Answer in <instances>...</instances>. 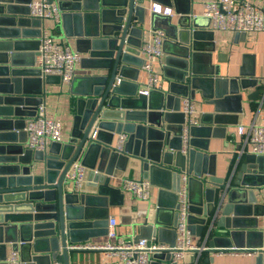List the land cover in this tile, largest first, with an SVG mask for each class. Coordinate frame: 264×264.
Segmentation results:
<instances>
[{"label":"water","instance_id":"95a60500","mask_svg":"<svg viewBox=\"0 0 264 264\" xmlns=\"http://www.w3.org/2000/svg\"><path fill=\"white\" fill-rule=\"evenodd\" d=\"M50 1H55L62 12L60 31L64 37L85 41V50L94 62L97 60L95 67L107 69L108 73L75 76L70 82L69 92L76 98L67 141L50 145L45 154L32 152L22 144L12 147V152L8 146L0 145V264H4L10 251L18 253L20 264H70V254L80 251L73 245L105 236L107 210L111 205L107 192L120 193L109 187L116 174L112 170L101 174L96 195L85 193L83 184L77 192L72 191L65 175L76 161L88 167L91 158L107 160L109 155L120 158L116 161L120 171L122 167H134V163L137 169L141 167L143 177L151 185L148 202H138L135 210H144L148 204L154 210L143 217L135 238L148 239L154 234L158 241L174 245L176 234L171 225L176 216V193L185 174L188 228L193 236L204 241L201 245L204 247L193 253L207 252L211 255L204 258L203 264H216L215 255L251 249L255 252L252 264H264L263 232L256 230L257 220L264 214V203L258 201L259 191L264 190V156L245 154L237 159L225 178H219L215 177L216 156L208 154V138L224 133V127L212 126L229 124L222 115L229 113L226 101L236 99L233 113L240 112L239 91L252 88L247 100L256 101L261 95L264 103V77L255 78L250 71L249 74L241 72L238 77L220 76L219 65L210 62L215 47L209 20L200 17L205 21L200 26V18L189 15L190 0H183L187 7L181 12L175 11L178 18L173 24L169 16L155 13L150 16V30L164 33L162 70L170 80L169 88L164 91L165 104L162 101L158 105L160 102L154 103L156 92L149 91L145 96L137 91L142 61L137 58L136 49L145 31V9L137 0ZM177 1L180 0H162L169 7ZM28 2L0 0V26L4 23L38 26L33 33L35 41L31 43L36 51L40 21L13 16L15 6L22 4L25 7L21 13L29 15ZM156 17L163 18L164 24L158 25ZM70 21L71 30L67 26ZM3 32L0 28V37ZM14 32H18L16 38L24 37V29ZM22 48L21 43L8 42L5 46L0 42V127L10 124L6 118L33 116L42 102L41 98L29 100L16 96L21 84L24 86L27 82L21 79L25 74L36 76L32 80L36 88L42 82L39 71L33 67L35 52L26 56L23 65L19 63ZM223 56L217 57L218 64L223 63ZM244 59L251 57L246 55ZM19 65L26 69H14ZM197 77L209 78L208 86L202 91L205 104L212 106V112L201 113L198 125L189 127L188 148L182 153L183 114L179 113V100L187 95L194 98ZM116 79H120L119 83ZM51 82H58V78L44 77V83ZM221 83L227 84V92ZM36 92L41 94L40 88ZM93 131L96 135L91 138ZM121 132L128 137L122 152L118 153L114 145ZM10 153L12 157H5L11 156ZM35 161L44 163L41 175L31 174ZM11 203H15L14 207ZM95 207L100 212L98 215L90 212ZM94 229L100 231L94 233ZM166 233L170 234L168 241L162 239ZM153 259L151 264H157L156 260L165 261L161 264H176L169 262V255L164 252L155 253Z\"/></svg>","mask_w":264,"mask_h":264},{"label":"crops","instance_id":"0c3cea01","mask_svg":"<svg viewBox=\"0 0 264 264\" xmlns=\"http://www.w3.org/2000/svg\"><path fill=\"white\" fill-rule=\"evenodd\" d=\"M110 2H114L116 0H109ZM249 2L258 4L261 2V0H247ZM137 3L144 7L145 9V18L143 23V28L145 29L143 34V41L145 43L152 44L153 43V37L152 32L150 30L151 27V12L149 11V7L151 3L159 4L161 7H169L167 5H164L162 0H156V2H152V0H137ZM24 5H17L15 6L16 15H13L15 17H23L24 20L31 17L29 15H23L21 12L24 11ZM187 7L186 3L183 0L177 1L175 5L172 4L170 7L172 9L171 13L172 15L169 17V21L173 24L176 22V19L178 18L175 14V11H183ZM190 16L192 17H203V6H202V0H190ZM21 14V15H20ZM161 17H165L161 14H154ZM11 17L10 15H5ZM156 17V23L158 25H163L164 21L163 18ZM166 18V17H165ZM204 18V17H203ZM200 21L198 24L201 26L205 24L204 19L200 18ZM168 22V21H167ZM153 23V22H152ZM44 26L46 31L54 36H63L62 39L65 42H68L72 49L77 51L81 57V62L78 66L76 77H85V76H102L106 75L108 73L107 69L103 68H97L95 67V63L97 60H93L92 57L89 56V52L85 50L83 43L78 41V39L73 37H64L63 33L60 31L61 27H57L53 22L51 21H45ZM62 26V22L60 24ZM68 28H72V23H67ZM38 27V26H37ZM36 26L32 25L31 23L27 24L25 23L23 27L19 26H9L8 23H4L2 26H0L1 29H4V32L1 33L0 42H3L6 46L8 42L10 43H21L23 44V48L20 49V53L22 55V58L19 60V63L21 65L26 62V56H28L30 53L35 52L34 49L31 46V43L35 41V38L33 37V33L37 29ZM19 29H24V37L22 38H16L17 33L14 31H17ZM213 43L215 50L211 55L210 62L212 65H219L220 68V76L223 77H238L241 75V72L244 74L254 73L255 78L264 77V33H247L245 35H241L240 37L234 39V35L230 32L225 31H213ZM78 43V44H77ZM83 49V50H81ZM220 54H224V56L221 59V62L217 63V57ZM249 55L251 57L250 60H245L244 56ZM226 57V60H225ZM141 60L140 57H137ZM225 60V61H224ZM82 61H84L82 63ZM142 61V60H141ZM162 64V65H161ZM161 64H156L154 66V70L156 73L159 74V76L163 79L162 81V90L156 91V96L154 98L155 102L161 104L163 101V104H165V94L164 91H167L170 85V80L166 78L163 74L162 66L164 65V56L161 58ZM205 65V62L202 63ZM206 66V65H205ZM243 68V69H242ZM17 70L26 69L23 68V66H18L17 68H14ZM246 72V73H245ZM129 75H131L129 73ZM249 76V75H248ZM36 76H30V75H24L21 77L22 80H26L27 82L23 86L21 84L20 86V93L16 96L26 98L29 100L41 98L45 112L49 115H52L55 119L60 121L63 125V131H62V140L67 141L70 135V129H71V123H72V116L74 114V108H75V98L70 92H69V84H61L58 82H51V83H44V80H42L41 85L36 88V85L32 83V80L35 79ZM145 75L142 73L140 68L138 69V75L136 83L140 84L142 81H144ZM209 78L205 77H197L195 79L196 86L194 91V102H195V108L196 113L195 117L198 119L201 113L209 111L212 112V106L205 104V97L203 95L202 89L208 86ZM39 84V83H38ZM141 85V84H140ZM221 86L224 87V91L227 92L228 86L225 84V86L221 83ZM140 87V86H139ZM41 90V94H37L36 90ZM24 90V92H23ZM253 91L252 88H249L247 90H240L239 93L241 95V102L240 112L233 113L236 99L230 98L226 101V109L229 112L228 114H222L225 115L224 120L226 123L225 125H213L212 127H218L219 129H222L224 127V133H222V136L220 133L215 137H209L208 138V154H215L216 156V171H215V177L219 178H225L230 170H232L235 162L238 158H242L244 155L238 157V155L234 152L237 149V143L240 140V136L237 135L236 129L239 125L243 124H250L252 122H255L257 124H261L264 122V105L262 107L259 106V100L260 96L256 99V101H250L247 100V95ZM12 95V94H11ZM17 97V98H19ZM163 97V98H162ZM182 98V97H181ZM181 98L180 102L181 103ZM160 99V101H159ZM173 104V101H171ZM180 108V104H179ZM236 112V111H235ZM9 117L6 118L7 121L10 119V124L3 125L0 127L2 131H0V145L8 146V149L10 152L13 151L12 147H15L18 144H22V146L26 149V137L23 132V125L21 126V119L26 121L28 118L26 117ZM5 119V120H6ZM50 148V146H49ZM48 148V149H49ZM48 153V150L46 151ZM11 156H5V157H12L13 154H9ZM120 158L117 156H113L107 158L100 159L94 158L88 160V167L84 166L86 168L85 174H84V180H83V187L84 192L88 193L89 195H96V189L98 188L99 180L101 177V174L103 175L104 171L112 170L113 173L116 174L115 179H111L109 182V187L113 189H118L117 186L119 185V178L121 177H128L133 178L136 180L139 179H145L143 177V172L141 170V167L137 169L135 167H122V171L117 169L116 161H118ZM121 168V167H120ZM44 163L41 161H35L32 164L31 167V174L33 175H41L44 172ZM94 171H97L95 173ZM101 171V172H100ZM100 174V175H99ZM182 184V183H181ZM187 189V188H186ZM119 190V189H118ZM120 192V191H119ZM260 200H258L260 203H264V190L261 189L260 191ZM108 193V201L111 203L110 206H108V217H112L116 221V233L121 238H129L135 234H138V225L141 221H143L144 216H138L135 210V207L137 206V201H135L130 194L120 192L114 193V192H107ZM121 194V195H120ZM188 194V193H187ZM120 203V204H119ZM10 206L13 205L14 207L15 203L9 204ZM7 206V205H6ZM175 210V209H174ZM90 212L92 215H98L100 212L97 210V207L91 208ZM176 214V212H174ZM176 217V216H175ZM262 216L258 218L257 220V228L256 230L263 232V247H264V230L262 226ZM175 221V219H174ZM173 221V223H174ZM93 231V230H92ZM91 231V232H92ZM100 231L99 229L95 230L94 233H97ZM162 239L164 241L170 240V234H164L162 236ZM108 241V238L105 236L93 238L89 240V244H102L106 243ZM194 241L196 245L201 246L204 241L201 237H195ZM164 243V242H163ZM81 244V243H80ZM165 244V243H164ZM251 249H246L244 251H238V252H226L225 254L215 255V263L216 264H252L254 254H252ZM9 252L6 253V255ZM211 254L207 252L202 253H188L185 256V259L183 261L178 262L177 264H193V260H197V264H203V260L205 257L209 256ZM157 264L165 263V261L156 260ZM70 264H120L119 261L116 258L109 257L105 251H98V250H80L76 253L70 254Z\"/></svg>","mask_w":264,"mask_h":264},{"label":"built area","instance_id":"2783aa9c","mask_svg":"<svg viewBox=\"0 0 264 264\" xmlns=\"http://www.w3.org/2000/svg\"><path fill=\"white\" fill-rule=\"evenodd\" d=\"M203 17L209 20V29L212 31H225L234 35V39L247 33H264V0L255 4L247 0H202ZM29 16L40 21V35L38 46L35 51L33 67L39 71V78L52 76L58 78V83L70 84L75 77L81 57L77 51L71 48L68 42L63 41V36L49 34L44 26L45 21H51L57 27L61 24V11L55 1L50 0H29L27 3ZM151 13L171 16L170 7H161L159 4L151 3ZM153 43H145L143 40L136 49L138 57L142 60L140 70L145 75L144 81L138 84V94L147 96L149 91L162 90L163 79L155 72L154 66L161 64L164 56L161 50L164 33L161 30L151 31ZM237 36V37H236ZM162 65V64H161ZM120 79H116L119 83ZM140 86V87H139ZM264 103L259 100V106ZM179 113L183 114L181 124V151L186 153L188 148L189 127L198 125L195 117L196 108L194 98L191 95L181 98ZM26 134V147L32 152L46 153L49 146L55 143H62L63 125L52 115L45 112L43 102L34 111L33 116L26 119L23 126ZM240 140L237 149L234 151L238 157L245 154L264 156V122L257 124L252 122L246 125H239L236 129ZM96 132L93 131L91 138ZM126 133H119L116 136L114 149L121 153L127 140ZM86 168L78 161L74 162L65 175L70 189L77 192L83 184ZM97 173V171H94ZM117 188L120 192L130 194L137 202H148L150 182L145 179H133L128 177L119 178ZM186 175L181 176V187L176 193V217L171 228L175 231L173 246H168L158 241L156 235L147 238H135L137 234L129 238H121L116 233V221L112 217L107 220L106 237L108 241L102 244L81 243L72 247L79 250L105 251L109 257L116 258L120 264H151L154 261L155 253L164 252L169 255V262L178 263L185 259L188 253L202 249L196 245L194 236L191 234L188 224V198L186 189ZM154 210V207L147 205L144 210H137L138 216H145L147 212ZM264 230V214L262 216ZM264 249V248H263ZM255 252L252 251V254ZM4 264H20L18 253L10 251L3 261Z\"/></svg>","mask_w":264,"mask_h":264}]
</instances>
